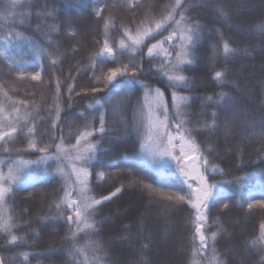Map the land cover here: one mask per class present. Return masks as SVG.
Wrapping results in <instances>:
<instances>
[{
	"label": "trees",
	"instance_id": "trees-1",
	"mask_svg": "<svg viewBox=\"0 0 264 264\" xmlns=\"http://www.w3.org/2000/svg\"><path fill=\"white\" fill-rule=\"evenodd\" d=\"M168 3L169 0H138L135 7L129 8L128 0H31L30 8L18 7L13 10L10 8V0H0V41L7 34L8 26H11V31L20 32L28 38L19 42V48L14 43L4 55H0V101L10 105L4 96V92H7L14 101L25 100L39 106V116L47 117V104L51 102L52 96L47 81L55 72L62 80L64 111L61 113V124L64 127L65 143H68L67 133L69 127L73 126L72 122L75 121L76 126L84 123L77 114L87 115L91 111L88 105L95 102L94 98H100L103 103L102 98L106 94L84 92V89L92 86L91 77L94 70L90 56L99 47L95 41L103 39V21L94 14L98 4L110 6L105 8L103 15L111 14L118 25L122 23L134 28V22L138 23L146 15L159 17ZM193 3L196 6L189 10L188 15L202 26V40L195 49V63L185 68L184 74L192 81L191 90L176 91L191 97V115L188 119L189 126L194 130L193 135L204 150L209 163L219 165L223 169L224 174L209 173V181H224V194L241 199L237 185L228 182L237 177H246L243 181V203L230 201L228 209H223L220 205L209 206L205 234L209 235L220 228L215 247L227 264H258L259 254L248 247V241L259 234L260 226L264 224V208L248 209L249 201L246 197L248 193H254L260 198V193L264 191V144L254 138L248 130L238 131L234 136H226L222 124L215 131H207L201 125L211 118L200 113L206 95L223 91L226 94L225 103L222 106H211L204 111L215 108L218 112V123L235 114L237 118L246 117L254 131L258 132L264 128V36L259 35L254 27L264 22V0H193ZM221 5L228 10L230 21H224L215 10ZM13 11H27L31 15L27 18L13 16ZM47 11L53 12L52 18L43 15ZM53 24L57 26L58 31L50 35L46 25ZM73 32L75 35H72ZM221 34L225 39H229L233 47L246 48L251 55L238 54L227 60H221L217 56L219 62L213 64V45L218 43ZM120 35L115 29L111 30L113 41L118 40ZM13 40L15 41V37ZM29 41L34 42V45ZM33 47L47 49V53L36 55ZM48 53H53L51 58L59 61L57 65H51ZM21 63H26L27 67H16ZM157 63L155 60L145 59V75L141 79L164 92L171 113L172 89L167 87L165 80L156 78L154 68L149 70L150 64ZM40 64L43 65L42 82L33 81L31 74L40 70L37 67ZM213 68L227 69L230 83L217 87L212 79ZM69 73L72 80L65 79ZM73 82L77 87L71 101H68L66 87L63 85ZM76 92L81 94L76 95ZM141 95L142 89L136 86L129 104L125 105L127 114L123 119L129 121L128 129L122 127L120 112L114 114L117 100L114 98L112 103L105 104L106 127L111 130L97 137L100 140L101 150L97 152L100 161L111 159L116 163L118 158L125 154L132 155L139 150L130 117L131 105H134ZM65 118L68 119V124H64ZM37 126L38 129L45 128L48 121L38 117ZM55 134L60 135L59 132ZM44 139L47 140V136ZM71 142L74 143V140ZM209 145L211 152L207 151ZM9 146L21 150L19 155L12 156L13 160L31 162L43 155L27 149L22 135L16 143ZM7 157L8 154L4 153L3 147L0 146V160H6ZM124 166L123 163L120 164L121 168ZM55 169L56 165L51 161L47 171L44 165H27L25 171L32 173L30 180L40 183L34 188L14 189L7 199V207L0 210L13 217L15 234L27 235L26 245H11L7 243L6 234L0 233V254L4 255L6 264L12 256L18 257L16 264H19L18 254L25 252L29 253V258L23 261V264H73L66 251L70 247V243L65 239L68 233L67 223L59 219H42L57 214L54 205L63 194L62 181L58 176L56 179L51 178L55 175ZM101 170L111 174L100 178L95 173ZM163 170L166 174H173L175 164L170 163ZM153 171L154 169L143 161H140L139 168L136 169L138 176L144 178L145 182H150ZM128 183V175L119 173L117 168L104 169L100 164L93 168L91 187L92 194L97 198L108 195L121 184L125 185L121 193L99 205L96 213V219L100 222L98 239L104 241L110 249L108 264H191V238L194 227L190 223V207L183 205L166 210L164 201L148 195L139 184L128 187ZM170 183L174 191L186 188L178 174L172 176ZM67 214L70 213L66 211L65 215ZM217 217L219 224L216 222ZM149 233L151 238L144 239ZM144 243L148 244L147 248L143 247ZM211 255L210 243L207 255L203 259H196H200L201 264H208Z\"/></svg>",
	"mask_w": 264,
	"mask_h": 264
},
{
	"label": "snow or ice",
	"instance_id": "snow-or-ice-1",
	"mask_svg": "<svg viewBox=\"0 0 264 264\" xmlns=\"http://www.w3.org/2000/svg\"><path fill=\"white\" fill-rule=\"evenodd\" d=\"M136 2L138 0H128V7H135ZM195 6L193 0H169L159 17L146 15L138 23L134 22L133 28L122 23L118 25L111 14L103 15L105 8L110 6L98 4L94 14L103 21V39L95 41L99 47L90 56V63L94 70L91 77L92 86L84 89V92L85 94L106 92V94L102 98L103 103L100 98H94L95 102L88 105L91 111L87 115L77 114L84 123L76 126V122H72L73 126L69 127L67 133L68 143H65L64 127L61 124V113L64 111L62 80L55 72L47 81L52 92L51 102L47 104V117L39 116V106H34L25 100L14 101L7 92H4L10 105L0 101V146L3 147V152L8 154L6 160H0V210L7 207V199L14 189L34 188L40 183V181L29 183L32 173L25 171L27 165H44L47 171L49 161L55 163V175L51 178L59 177L62 181L63 194L54 205L57 214L42 219H59L67 223L68 233L65 239L70 243V247L66 251L73 264H108L110 260V249L106 247L104 241L98 239L100 222L96 219V213L99 205L121 193L125 185L121 184L108 195L97 198L92 194L91 177L93 168L98 164L104 169L117 168L119 173H126L129 177L128 187L139 184L148 195L164 201L166 210L183 205L189 206L190 223L194 227L191 238L193 244L191 264H201V260L196 257L203 259L207 255L210 243L212 255L208 264H227L215 247L220 228L209 235L205 234L208 210L210 205L213 207L220 205L223 209H228L230 201H235L237 204L243 203V181L246 177H237L228 182L237 185L241 199L224 194V181L214 183L209 181V173L224 174L223 169L219 165L209 163L208 157L193 135L194 130L189 126L188 119L191 115L189 106L191 97L176 91L177 89L190 91L192 88V81L184 73L186 66L195 63V49L201 43L203 32L200 23L193 21L192 16L188 15L189 10ZM18 7L30 8L31 0H10L11 9L15 10ZM215 10L224 21L231 20L228 10L223 5ZM12 15L27 18L31 13L13 11ZM43 15L46 18H52L53 12L47 11ZM4 18L7 19V17ZM46 27L50 35L58 31L54 24L46 25ZM254 27L259 35L264 36V22ZM113 29L121 33L119 39L115 41L111 39ZM6 32L7 34L2 37L6 47L10 48L15 43L19 48V42L28 40L22 33L11 31V26H8ZM72 35L75 33L73 32ZM29 43L34 45L32 41ZM49 43L51 45V41ZM166 44L169 46L166 47ZM33 51L36 55L47 53V49L42 48L33 47ZM213 51V64L219 62L216 59L217 56L221 60H227L238 54L251 55L246 48L233 47L223 34L218 37V43L213 45ZM4 54V51L0 50V55ZM52 55L53 53H48L51 65L55 66L59 61L52 59ZM145 59L158 62L156 65L150 64L149 70L154 68L156 78L165 80L167 87L172 89L171 113L164 92L159 87H153L141 79L145 75ZM16 67L23 69L27 67V64H17ZM37 67L40 70L32 73L31 79L42 82L43 65L40 64ZM228 76L227 69L213 68L212 79L217 87L230 83ZM65 79L72 80L71 73ZM63 86L66 87L67 100L71 101L77 85L73 82ZM136 86L142 89V95L137 98L134 105H131L130 120L132 130L137 136L139 150L132 155L125 154L118 158L116 163L111 159L100 161L97 156V152L101 150L100 140L97 137L111 130L106 127L105 104L112 103L114 98L117 100L114 105V114L117 111L120 112L122 127L128 129L129 121L123 119V116L127 114L125 105L129 104ZM80 94L76 92V95ZM225 96L223 91L206 95L200 115L210 116L211 119L205 120L201 127L207 131H215L222 124L226 136H234L238 131L248 130L254 138H258L264 144V128L258 132L254 131L246 117L237 118L234 114L218 123V112L215 108L204 111L211 106H222L225 103ZM96 105L99 107L97 108ZM68 106L70 107V104ZM38 117L41 120L46 119L48 126L38 129ZM68 123V119L65 118L64 124ZM56 132L60 135H56ZM21 135L24 137L27 149L43 154L38 160L29 162L12 159V156L19 155L21 150L9 145L16 143ZM45 136L47 140L44 139ZM72 140L74 143L71 142ZM41 144L43 146H40ZM211 150L209 145L207 151L211 152ZM145 155L151 157L154 168L150 182H145V179L138 176L136 172ZM121 163L125 165L123 168L120 167ZM170 163L175 164V173L166 174L163 169ZM95 174L103 178L111 173L101 170ZM175 174L182 178L186 188L180 191L173 190L170 181ZM246 199L249 201L248 209L264 208V191L260 193V198H257L254 193H248ZM66 211L70 214L65 215ZM216 222L219 224L218 217ZM15 227L11 214L5 215L0 211V233L6 234L7 243L26 245L27 235L15 234ZM150 238V233L144 237L146 240ZM143 247L147 248L148 244L144 243ZM248 247L259 254L258 264L264 262V224H261L259 234L248 241ZM18 255L19 264H23V261L29 258V253L26 252ZM17 260V256H12L7 264H16ZM0 264H6L3 254H0Z\"/></svg>",
	"mask_w": 264,
	"mask_h": 264
},
{
	"label": "rangeland",
	"instance_id": "rangeland-1",
	"mask_svg": "<svg viewBox=\"0 0 264 264\" xmlns=\"http://www.w3.org/2000/svg\"><path fill=\"white\" fill-rule=\"evenodd\" d=\"M9 47L5 46V43L3 40L0 41V50H3L4 52L8 50ZM145 164L153 168V165L151 163V157L149 156H144V159L142 160ZM154 169V168H153ZM164 171V170H163ZM35 180H29V183H35ZM127 205V204H125Z\"/></svg>",
	"mask_w": 264,
	"mask_h": 264
}]
</instances>
